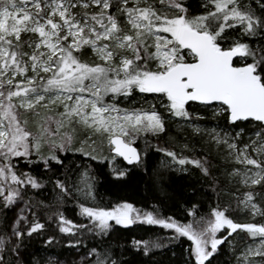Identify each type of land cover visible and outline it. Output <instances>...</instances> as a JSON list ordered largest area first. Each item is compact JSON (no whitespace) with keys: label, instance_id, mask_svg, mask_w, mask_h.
I'll return each mask as SVG.
<instances>
[{"label":"snow or ice","instance_id":"6c2138e0","mask_svg":"<svg viewBox=\"0 0 264 264\" xmlns=\"http://www.w3.org/2000/svg\"><path fill=\"white\" fill-rule=\"evenodd\" d=\"M203 114L216 126H201ZM173 126L206 136L229 167L211 150L184 155L195 151L187 143L179 153L147 140L143 153L133 146L142 135L176 143ZM153 147L170 158L164 168L196 169L216 194L199 227L158 206L97 199L90 162L122 158L132 167L112 168L121 183L133 169L161 180L149 163ZM49 185L53 203L45 202ZM221 193L235 207L221 206ZM69 200L87 223L60 210ZM53 207L41 222L38 213ZM53 217L71 237L66 247L84 250L71 264H129L125 251L136 264H219L222 246L235 253L242 233L253 243L244 242L236 264H264V0H0V264H41L24 238L39 237ZM144 225L172 230L168 244L181 246L179 256L155 260L168 247L160 237L113 242L125 237L121 229L131 236Z\"/></svg>","mask_w":264,"mask_h":264},{"label":"trees","instance_id":"16d2710c","mask_svg":"<svg viewBox=\"0 0 264 264\" xmlns=\"http://www.w3.org/2000/svg\"><path fill=\"white\" fill-rule=\"evenodd\" d=\"M203 115L206 116V120L202 121L201 124H204L205 127L216 126L217 122L211 118L210 114ZM171 135L176 138V143H166L167 137L157 139L151 135L146 138L142 135L134 144L142 153L145 150V140L153 146L171 148L179 153L181 151L180 145L187 143L189 148H194L195 151L185 149L183 152L184 155L200 156L202 153L206 154L211 150L213 154L210 158L214 163L219 164L221 168L229 167L228 165L221 163V160L216 155L214 146L204 143V140L207 139L206 136L203 138L201 136H193L190 129L181 132L176 129L175 126L171 129ZM104 154H108L106 150ZM220 154L224 155L226 152L222 150ZM148 156L149 163L153 167L160 169L164 177L163 179L156 180L154 177L140 172L138 169H133L132 178L126 183H121L117 181L112 174L113 166L116 164L119 168L132 167L127 165L122 159L117 157L115 164L111 161L90 162L92 172H90L89 175H95L97 178L96 191L98 193L97 199L100 203L106 206L109 203L127 200L128 202L134 203L137 208L145 211H152L153 206H158L162 215L171 216L174 219L179 220L181 223L199 221L201 216L207 219L210 208L215 207L216 205L217 197L216 194L211 191L208 184L200 180L199 172L196 169H191L190 173L169 171L162 166L161 162L163 161L167 163L170 161V158L166 157L161 152H156L155 147L148 149ZM137 172H140V174L136 175L135 173ZM221 186L223 187L224 185L222 184ZM193 189H195V193L193 192ZM45 197H47L45 201L46 203H53L50 185L46 186ZM45 197L40 198L44 199ZM220 203L221 206L226 203H232L233 207H235V200L224 195V193H221L220 195ZM192 204L199 205L197 209L198 215L195 217L189 214ZM60 210L75 223H87V221L83 220V218L78 215L79 209L71 200H69ZM55 211L56 208L53 207L38 213L41 222L47 220V216L44 213ZM235 218L242 222L251 219L246 214L240 213L236 214ZM257 219H259V217H257ZM136 227L137 226H133V228ZM121 231L125 233V237L122 238L120 234L117 233L113 237V242H119L126 246H130L129 240L131 238L140 239L142 237L145 240H155L157 237L162 238L161 242L168 245V247L163 250V254H160L159 252L157 253L154 257L157 261L165 260L167 262L168 260H175L182 250L181 246L177 243L168 244L167 237L172 235V230L163 229L158 225H144L140 230L131 233V236L128 235L127 230L121 229ZM49 236L55 237V240L51 245H46L45 241ZM69 239H71V237L59 232L56 219L53 217L51 221H47L46 228L39 237H36L34 234L32 238H24V247L27 253H35L34 258L39 259L41 264H45L48 257L69 261L74 255L77 253L82 255L84 251L83 249H80V251L77 252L75 249L67 248L66 245L68 244ZM83 239L89 244V246L93 243V239L90 236H84ZM181 239L186 240V238ZM229 239H231V237ZM245 241H247V243L252 242V240L243 233L237 237V240L235 241L237 251L235 253L227 247V244L222 246L224 251L220 254L219 264H236L235 257L239 255V251L243 248ZM187 247V244H183L184 250H186ZM169 248L171 251H169ZM172 252H175L176 256H173ZM123 258L126 259L129 264H136V260L139 257L131 251H125ZM144 259H147V257H144Z\"/></svg>","mask_w":264,"mask_h":264},{"label":"rangeland","instance_id":"374dc122","mask_svg":"<svg viewBox=\"0 0 264 264\" xmlns=\"http://www.w3.org/2000/svg\"><path fill=\"white\" fill-rule=\"evenodd\" d=\"M201 126L205 127L204 124H201ZM207 128H211V127H207ZM206 138H207V137H206ZM169 162H170V161H169ZM113 167H117V165L115 164V166H113ZM177 167H178V165H175V164H172V165H171V168H174V169H175V168H177ZM118 168H119V167H118ZM22 206H23V205H22ZM188 223H193L195 227H199V226H200L199 224L196 223V221H190V222H188ZM251 243H253V241H252ZM251 243H249V244H251ZM80 255H81L80 253H77V254L74 255L69 261H68V260H67V261L69 262V264H71L72 261L79 260Z\"/></svg>","mask_w":264,"mask_h":264},{"label":"water","instance_id":"95a60500","mask_svg":"<svg viewBox=\"0 0 264 264\" xmlns=\"http://www.w3.org/2000/svg\"><path fill=\"white\" fill-rule=\"evenodd\" d=\"M133 146H135V147H137L135 144L133 145ZM138 148V147H137ZM138 150H139V148H138ZM120 158V157H119ZM120 159H122V158H120ZM123 160V159H122ZM126 164H127V162L126 161H124ZM128 165V164H127Z\"/></svg>","mask_w":264,"mask_h":264}]
</instances>
